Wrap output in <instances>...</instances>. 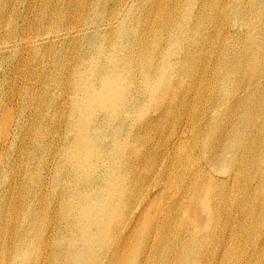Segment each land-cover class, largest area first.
I'll use <instances>...</instances> for the list:
<instances>
[{
  "label": "bare ground",
  "instance_id": "bare-ground-1",
  "mask_svg": "<svg viewBox=\"0 0 264 264\" xmlns=\"http://www.w3.org/2000/svg\"><path fill=\"white\" fill-rule=\"evenodd\" d=\"M37 1L0 0V264H264V0Z\"/></svg>",
  "mask_w": 264,
  "mask_h": 264
},
{
  "label": "rangeland",
  "instance_id": "rangeland-1",
  "mask_svg": "<svg viewBox=\"0 0 264 264\" xmlns=\"http://www.w3.org/2000/svg\"><path fill=\"white\" fill-rule=\"evenodd\" d=\"M31 1H33L36 5L39 4L37 0H31ZM226 1L227 0H217L216 2L219 3V2H226ZM68 52H69V50L66 51V53H68ZM70 52H71V49H70ZM210 79H211V77H210ZM152 107H153V103L152 102L147 104L148 113L152 110ZM223 110L225 111L226 108H223ZM188 117L189 116L187 115L186 112L180 111L176 117H173V119H170L171 120V123H168L164 128H161V130L157 129V130L153 131V133H152V143H155L157 145H161V147H163L164 143L168 139H170L171 137H173L178 132L181 124ZM160 131H163V132H160ZM56 198L57 197H55V194H52L48 198V200H49V208L51 210V216L54 215V210H55L54 200ZM235 211L238 212L237 209H235Z\"/></svg>",
  "mask_w": 264,
  "mask_h": 264
}]
</instances>
